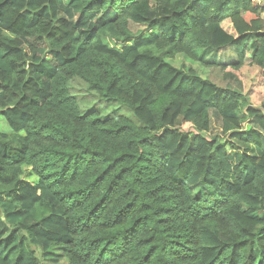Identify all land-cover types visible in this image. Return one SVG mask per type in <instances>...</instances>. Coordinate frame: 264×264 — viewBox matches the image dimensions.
I'll return each mask as SVG.
<instances>
[{"label": "trees", "instance_id": "obj_1", "mask_svg": "<svg viewBox=\"0 0 264 264\" xmlns=\"http://www.w3.org/2000/svg\"><path fill=\"white\" fill-rule=\"evenodd\" d=\"M197 52L264 74V0H0V264H264V101Z\"/></svg>", "mask_w": 264, "mask_h": 264}, {"label": "rangeland", "instance_id": "obj_2", "mask_svg": "<svg viewBox=\"0 0 264 264\" xmlns=\"http://www.w3.org/2000/svg\"><path fill=\"white\" fill-rule=\"evenodd\" d=\"M67 0H64L66 2ZM227 25L225 24V27ZM143 29V26H131L128 28V32L131 35L139 34ZM224 50H215L214 56L209 58L215 59L214 63L229 62L235 60V56H232L230 52L232 48L230 46L223 47ZM230 51V52H229ZM197 58L191 59L186 58L182 54L176 55L171 59V63L176 67H192L196 75L202 78H208L220 87L231 88L236 91H241L249 96L252 104L259 105L264 101V74L258 72L254 67L247 66L241 70L238 74H234L229 70L220 71L218 68L207 66L208 58H203L200 52L196 53ZM234 58V59H233ZM191 63V64H190ZM68 89L78 100V109L81 113L97 112L101 117H110L116 115L128 116L133 121L139 124V121L134 117L132 111L124 104H121L117 100H107L100 98L98 93L94 90H90L82 79L72 78L67 82ZM210 131L208 136L218 135L221 131L220 121L214 117H211ZM185 130L192 131L188 125L184 126ZM11 129L8 127L4 118L0 115V132L11 133ZM220 135V134H219ZM231 141L239 143L238 135L232 136ZM256 153H260L262 150L255 148ZM27 177V175L25 176ZM27 179L32 180L30 177ZM41 258V252H37ZM46 264H60L57 263H46Z\"/></svg>", "mask_w": 264, "mask_h": 264}, {"label": "crops", "instance_id": "obj_3", "mask_svg": "<svg viewBox=\"0 0 264 264\" xmlns=\"http://www.w3.org/2000/svg\"><path fill=\"white\" fill-rule=\"evenodd\" d=\"M221 50H224V49H223V48L218 49V54H219V51H221ZM229 52H230V51H229ZM230 54H231L232 56H235L234 53H233L232 51L230 52ZM233 59H234V58H233Z\"/></svg>", "mask_w": 264, "mask_h": 264}]
</instances>
